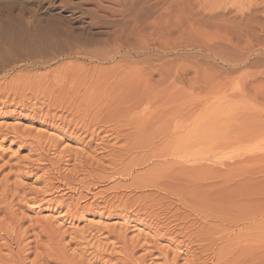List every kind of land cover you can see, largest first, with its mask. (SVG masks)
Returning <instances> with one entry per match:
<instances>
[{
  "label": "rangeland",
  "instance_id": "rangeland-1",
  "mask_svg": "<svg viewBox=\"0 0 264 264\" xmlns=\"http://www.w3.org/2000/svg\"><path fill=\"white\" fill-rule=\"evenodd\" d=\"M0 264H264V0H0Z\"/></svg>",
  "mask_w": 264,
  "mask_h": 264
},
{
  "label": "bare ground",
  "instance_id": "bare-ground-1",
  "mask_svg": "<svg viewBox=\"0 0 264 264\" xmlns=\"http://www.w3.org/2000/svg\"><path fill=\"white\" fill-rule=\"evenodd\" d=\"M2 35L4 37H7L9 35L10 39H9L8 43L14 47H16L17 43L14 42V40L12 38H23V40L25 38H29V39H33V40H36L39 38V35L37 33H29V32H20V33H15V34L2 33Z\"/></svg>",
  "mask_w": 264,
  "mask_h": 264
}]
</instances>
